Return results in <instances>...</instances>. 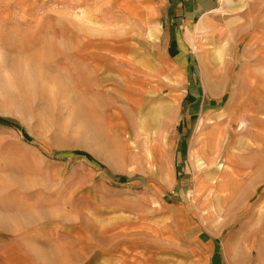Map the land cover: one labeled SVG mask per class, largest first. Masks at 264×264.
Wrapping results in <instances>:
<instances>
[{
    "label": "crops",
    "instance_id": "0c3cea01",
    "mask_svg": "<svg viewBox=\"0 0 264 264\" xmlns=\"http://www.w3.org/2000/svg\"><path fill=\"white\" fill-rule=\"evenodd\" d=\"M51 1L110 77L162 95L163 143L109 229H0V264H58L63 247L82 264H264V0Z\"/></svg>",
    "mask_w": 264,
    "mask_h": 264
},
{
    "label": "rangeland",
    "instance_id": "374dc122",
    "mask_svg": "<svg viewBox=\"0 0 264 264\" xmlns=\"http://www.w3.org/2000/svg\"><path fill=\"white\" fill-rule=\"evenodd\" d=\"M18 1L0 0V229H109L152 178L162 95L128 92L85 55L63 4ZM80 256L63 247L57 263Z\"/></svg>",
    "mask_w": 264,
    "mask_h": 264
},
{
    "label": "built area",
    "instance_id": "2783aa9c",
    "mask_svg": "<svg viewBox=\"0 0 264 264\" xmlns=\"http://www.w3.org/2000/svg\"><path fill=\"white\" fill-rule=\"evenodd\" d=\"M216 4H221L223 2H225V0H213Z\"/></svg>",
    "mask_w": 264,
    "mask_h": 264
}]
</instances>
